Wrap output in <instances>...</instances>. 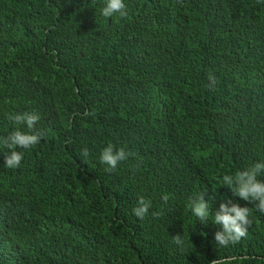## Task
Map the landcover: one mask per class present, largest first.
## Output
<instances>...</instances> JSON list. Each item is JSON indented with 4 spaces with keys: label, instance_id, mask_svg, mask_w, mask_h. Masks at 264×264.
<instances>
[{
    "label": "trees",
    "instance_id": "obj_1",
    "mask_svg": "<svg viewBox=\"0 0 264 264\" xmlns=\"http://www.w3.org/2000/svg\"><path fill=\"white\" fill-rule=\"evenodd\" d=\"M105 2L0 0V136L27 131L5 113L31 110L45 133L16 169L0 144V264H264V214L220 182L264 161V4L125 0L126 17L105 18ZM110 143L137 155L106 171ZM199 192L207 222L188 207ZM228 199L252 223L220 247L212 214Z\"/></svg>",
    "mask_w": 264,
    "mask_h": 264
},
{
    "label": "clouds",
    "instance_id": "obj_2",
    "mask_svg": "<svg viewBox=\"0 0 264 264\" xmlns=\"http://www.w3.org/2000/svg\"><path fill=\"white\" fill-rule=\"evenodd\" d=\"M258 3L264 4V0H257ZM119 15L123 18L128 15L127 4L125 0H106L105 6L101 9V15L105 18H113ZM209 87L212 88L217 83L214 74H209ZM7 120L16 125H26L27 131L21 127H16L5 136H0V144L9 151L4 155V166L8 169L19 168L24 159V152L17 149H31L40 143L45 133L37 128L41 119V115L36 110L23 111L17 113H5ZM85 162L89 156V150L85 147L81 151ZM137 154L126 150L125 147L116 148L113 144H108L103 148L99 157L102 164L107 165L106 171L112 172L122 161H126L129 157H135ZM138 166V165H137ZM264 175V161L254 162L234 174H225L221 179L223 187L229 189L233 197L239 198L252 205L255 210L264 214V179L260 177ZM206 192H199L189 198L188 207L192 210L195 217L201 222H207L210 215V201L214 197L208 196ZM165 203L169 200V194L162 197ZM152 201L140 196L137 205L133 208L134 215L143 220L149 213ZM161 213L153 212L154 217H158ZM252 214V208L249 206H241L239 203L228 199L221 202L219 209L213 215V223L219 226V230L215 232L214 239L218 246L228 247L238 244L248 235ZM173 243L183 248L185 241L183 235L177 233L172 237ZM238 260L234 256H225L212 259L209 264H235Z\"/></svg>",
    "mask_w": 264,
    "mask_h": 264
}]
</instances>
